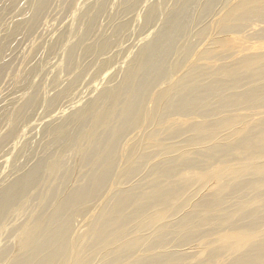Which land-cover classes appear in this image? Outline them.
Here are the masks:
<instances>
[{
  "label": "bare ground",
  "instance_id": "obj_1",
  "mask_svg": "<svg viewBox=\"0 0 264 264\" xmlns=\"http://www.w3.org/2000/svg\"><path fill=\"white\" fill-rule=\"evenodd\" d=\"M52 1L0 0L5 11L0 10V79L9 72L6 67L10 53L32 32H39L38 24ZM108 1L86 0L75 30L69 23L56 27L41 45L31 39L26 69L17 80L14 76L11 79L18 91H27L22 97L27 96L18 109L14 106L17 111L14 120L11 117L9 131L0 130L1 147L10 144L13 134L16 137L10 144L9 152L14 155L10 173L0 180V264H166L180 253L174 248L186 245L177 242L179 228L199 217L198 212L191 213L187 207L238 208L229 200L231 194L239 199L264 197V178H246L243 172L234 171L214 195L200 193L201 189L191 185L187 199L161 219L162 213L183 195L169 187L179 170L202 169L244 158L253 167L259 165L257 168L264 173V0H224L217 11L212 7L218 0H201L192 20L190 11L195 0H171L167 10L164 8L170 0H119L125 15L98 24ZM57 5L51 11L56 12ZM7 15L10 16L6 18ZM48 23L46 19L42 26ZM136 23L143 35L153 29L152 38L146 35L139 40L118 84L105 86L92 103L77 105L73 92L84 79L80 77L85 71L91 75L105 72L109 61L111 45L107 38L102 39L107 46H100L98 52L95 49L101 35L99 28L113 27V33L120 36L113 47L120 52L129 37V32L123 35L120 30L127 27L130 31ZM9 27L12 32L6 33ZM43 27L40 33L47 32ZM191 33L197 47L190 41ZM44 48L61 52L63 60L38 59L32 63ZM80 48L84 53L79 52ZM79 54L86 55L88 63L78 64ZM95 57H101L97 70L92 65L97 63L91 62ZM5 69L8 72L4 73ZM79 70L80 80L74 76L61 92L69 93L64 102L73 110L67 115L60 112L57 121L50 118L38 123L41 118L34 119L31 112L44 107L46 97L34 88L31 78L44 79L51 71V89L55 90L62 73ZM9 90V98H0V116L21 101L19 93L14 96V89ZM55 100L47 102V113L54 110ZM228 112L238 114L234 118L223 114ZM22 120L26 121L25 133L16 136L14 129L18 130ZM229 123L241 126L243 133L238 140L232 139L234 134L220 132ZM42 128V141L37 148H31L26 132ZM65 148L71 149L75 161L72 169L66 168L67 172L61 171ZM139 172L157 175L161 180L154 182L150 190L139 192L147 183L140 184L136 179ZM163 183L166 185L161 187ZM49 184L56 187L52 196L49 194L51 201L43 202L39 194ZM126 192L131 193L130 197L126 198ZM33 199H37L35 212ZM192 199L195 201L190 204ZM76 217L81 218L78 225H74ZM244 222L247 228L264 223V200L245 215ZM211 224L207 221L203 226ZM214 233L217 234L213 231L204 235ZM238 244L242 251L223 257L227 264H264V228L241 230Z\"/></svg>",
  "mask_w": 264,
  "mask_h": 264
},
{
  "label": "rangeland",
  "instance_id": "obj_2",
  "mask_svg": "<svg viewBox=\"0 0 264 264\" xmlns=\"http://www.w3.org/2000/svg\"><path fill=\"white\" fill-rule=\"evenodd\" d=\"M85 1L86 0H74V1L73 0H61V1H59V0H57V1L56 0H53L52 3H51V8H49L48 11H46L44 13V15L41 17L40 24H38V26H39V29H38L39 32L38 31L32 32L31 35H29L27 38L24 39L25 41L23 40L17 46V48H16L15 51H12L10 53V55H9V63L7 65V67H6V69H8L9 72H8V70L6 71V69H5L4 73H6V72H8V73L4 74L3 77L0 79V98H2V99L9 98L8 97V94H10V90L9 89H12V90L14 89L15 90V91L13 90V93H15L14 96H18L17 94L19 93V95L21 97V101L18 102L17 105L14 104L13 107L9 108L10 110H12L11 113L13 112L11 116H9L10 115L9 114L10 113V110L9 109H7L6 113L3 112V114L0 116V119H1V121H0V127H1V124L2 125L3 124H8V127H4L6 125H3L2 126V129L0 128V130H2V131H3L4 128H6V129H4V131L5 130L6 131L5 132L3 131L4 133L8 132L9 129H10V127H12L10 124H12V121L14 120V117H15V114H16V111H17L16 108L18 109V107L20 106V104H22L25 101L26 96H27V95H25V96L22 97V95L24 93H27V91H25V92L24 91H18L16 85L15 84L13 85V80H11V79H13L15 77V80H17L20 77V75L23 74L24 70L26 69V63L28 62L27 59H28V52H29L28 51V43H29V41L31 39H34V40L36 39L37 41L36 40L35 41H36L37 45H39V44L41 45V44H43L48 39V34L51 33V32H53V30L56 27L57 28L64 27L65 25H67L69 23L72 24V28L75 30L76 26L78 25V14H79L80 11H83ZM152 1H156L157 2L158 0H152ZM170 1L168 2L169 4L167 3V5L164 8V10L165 9L167 10V6L168 7H171V4H172V1L173 0L171 2ZM225 1L224 0H218V2H216V4H214V6H216V7L218 6V8L212 7V10L213 11L219 10L223 6V4L225 3ZM116 2L118 3V6H117V3ZM120 2L121 1H119V0H117V1L116 0H112V1L109 0L107 2V6H106L107 9L101 15L103 17L100 16V18L98 19L99 20L98 24H101V23L106 24V21H109L110 19H114V20L116 18L118 19L119 18V15H121L120 17H122V15L124 16L125 14H123L122 8H121V6L119 4ZM196 2H198V3L196 4ZM199 2H201V0H195V4H192L193 6H191V8H192L191 11H190V14H191L190 19L191 20L193 19V16H194V18L196 16V10L195 9H197V6L200 4ZM57 3H58V5H57ZM1 5H0V10H1L2 13H4L5 12L4 9H3L4 6H3L2 3H1ZM56 5L58 7L57 8V11L56 12L51 11L52 10V7H55ZM132 5H133V3H132ZM193 7H194V10H193ZM26 8L27 7L24 5V8L23 9L26 10ZM112 10L115 11V12H113ZM58 11H59V13H58ZM60 11H62L63 13L60 12ZM74 11H76V13ZM54 13L57 16H53ZM115 13L116 14L119 13V14L116 15ZM120 13H122V14H120ZM107 14L110 15L109 18H108V15ZM113 15L116 16V17H114ZM9 16L10 15H7L5 17L8 18ZM21 17L22 16H20V18ZM45 18L46 19H49V23L50 24L48 23L46 27H43L42 26L43 25L42 22H44L46 20ZM119 19H121V18H119ZM50 20L52 21V24H51ZM124 20L125 19H123L122 21H124ZM208 21H209V19L206 20V22H208ZM137 23H136V25H134V26L131 27V30L130 31L127 29V27L120 30V32L123 35H125L126 32H129V37H128V40H127L128 43L126 42L127 44H124L123 45V47L125 46V48L122 51H120V52H117L118 47H113V43H115V42L117 43L120 40V36H116V34L113 33V30H112L113 27L111 26L112 29L111 28L109 29L110 26H105V27L103 26V27H101L103 29L99 28V33L101 35L97 39V41L95 42L96 43L95 49L97 50V52L100 51V48L101 47L107 46L105 43H102V39L103 38H107V41L109 40V43L111 45V47L109 49V54L111 56L108 55L109 61H111V62H109L107 60L108 64L106 63L105 66H107L108 68L106 67V71L105 72L102 70V71H100L102 73H97L96 74L97 71H95V73L91 75V74L85 73L86 71L84 70L85 72L83 73V77H80V74H79V73H81L82 70L81 71L80 70L79 71H75L73 73L72 72H69L71 76L69 75L68 72H65L64 74L62 73L60 75V77H61L60 85L55 90L54 89H51L52 88V83L51 82L54 79L53 78V73L51 71L48 72V74L44 77V79H39V77H34V78L32 77L31 78V81L34 83L33 84L35 86L34 88L37 87L36 89L40 92L41 96L43 97V95H44L46 97V101L44 102V107L43 106H42V108H41V106L40 107H36V109L31 112V114L33 115L34 119L41 118V119L38 120V123H41V122H43L45 120H48L50 118H54L55 121H57L58 119L56 120V118L59 116V113L60 112L64 111L65 115H67V114H69L71 112V110H73L72 108H70L71 106H69V105L66 104L67 101L65 100V98H67L66 96H68L69 93H67L68 94L67 95L64 92L63 93H61V92L67 87L69 81H71V79H75V77L78 78V79H76V81L80 80L81 78H84L82 80V82L80 80V83L78 84L79 87L77 85V88H76L77 91L76 92H73L74 93V95H73L74 97L73 98H75V97L77 98V105H79V106L81 104H84L87 101H88L87 103H89V104L92 103L95 100V98H96L97 94L99 93V91L102 90L105 86L106 87L109 86L108 88H111V86H110L111 84L112 85L118 84V81L119 82L121 81L120 73H122V71L124 70V68H126L127 63L129 62V60L131 59V57L137 51V46L139 44V40L143 36H146V35H149V37H148L149 39H151L152 36H153V31H151L153 29L149 30L148 33L145 32L144 33L145 35H143L141 33V31H139L138 26H137ZM158 23L159 22H157V25H158ZM50 25H51V28H48V26L50 27ZM42 27L48 29L46 33H45V30L41 31V33H40V30H41ZM9 29H10V27H9ZM11 29L9 31H7L6 33H11L12 32ZM105 31L106 32L108 31L110 33H108V32L106 33ZM150 31L152 32V36H151V32ZM6 33H5V31H3L2 34H6ZM193 33L190 34L193 38L191 36L190 37L192 39L190 37L189 38H190V41H192V43L197 47L198 46V43L196 42V40H195V38L193 36L194 35ZM104 34H105V36H104ZM41 35H43V36H41ZM101 36H104V37H101ZM109 36H111V37H109ZM123 39H124V37H123ZM111 40H112V43H111ZM92 41L93 40H91V41L89 40V42H92ZM89 42H87V43H89ZM116 43L114 44V46L116 45ZM114 48L116 50H113ZM44 49H43V51L40 52L41 55H37L36 58H35V60H32V63H35L36 60H38V59H40L41 61H43L44 59H50V58H57V59H60V60L62 59L63 60V55L60 54L61 52L55 51L56 53H53V52H48L46 49L45 50ZM83 49L84 48H80L79 52H83ZM19 52L21 54H19ZM6 53L7 52H5V55H6ZM14 54H17V56L14 55ZM23 57L26 58V59L23 60ZM78 57H82V59L80 60V58H78ZM96 58L97 57H95L94 60L91 61V62H94V63H97L98 64V65L97 64H92L93 65V68L96 65L93 70H97L96 68H98L97 66H99V61L101 60V57H98L100 60L99 59L95 60ZM76 59L79 61L78 64H80L81 66H83L86 63H88L87 60H89V58L86 60V55L82 56L81 54H79L76 57ZM227 61H231V60L228 59ZM15 62L17 64H15ZM21 62H22V64H21ZM19 64H20V66H19ZM81 66H80V68L82 69ZM13 73H15V74H13ZM65 74H67V75H65ZM5 75H6V77H4ZM98 76H99V78H98ZM109 76H112V77H109ZM79 77H80V79H79ZM8 78L10 80H8ZM63 78H66V79H63ZM110 78L113 79V81ZM110 80H111L112 83L110 82ZM3 85H6V86H3ZM12 86H14V87H12ZM59 88H61V89H59ZM53 90H54V92H53ZM20 92H21V94H20ZM2 94L3 95L5 94V95L2 96ZM76 98H75V100H76ZM54 100H55V103H54L53 106H55V105L56 106H55L54 110L52 111L53 113L52 112L51 113H47V112H49V110L47 108L50 107L47 104V102L48 101L49 102L50 101L53 102ZM78 100H81V101H78ZM45 103H46V105H45ZM14 106L15 107L17 106V107L14 108ZM57 109H58V111H57ZM5 114L8 117H10V118L13 117V120H12V118L8 120V117L5 116ZM223 114L224 115L226 114L228 116H232V118H234V117H236V115L238 114V112H228V113H223ZM228 116H226V117H228ZM4 119H5V122L7 120L6 123L2 121ZM24 120L20 121L21 123L19 122L20 123L19 126L17 125L20 128V129L18 128L19 131L17 130V128L14 129V131L16 130V132H18L16 134V136L19 133H22V131H23V134L25 133L24 132L25 131V127L24 126H26V124H25L26 121H24ZM7 128H9V129H7ZM137 129H138L137 131H140L141 132V129H139V128H137ZM38 130H40V131L39 132H36ZM38 130H35L34 133L33 132L32 133L26 132V134H27V140H28L29 146L31 148H37V146L40 144V142L42 141V138L45 135V128L44 129L43 128L42 129H38ZM2 131H0V135H1L0 137L3 136V134H1V133H3ZM16 132H13V133H16ZM220 132H222L225 135H228L229 133L230 134H234L232 136V139L233 140H235V139L238 140L242 136V133H243L241 126H239L238 124H234V123L225 124L222 127V130ZM36 133H38V134H36ZM14 136H15V134H13V137ZM13 137H11V139L9 141L10 144H12L16 140V137L15 138H13ZM12 138L14 139L13 142H11L13 140ZM232 139L230 138V140H232ZM33 140H34V142H33ZM20 143H21V141H20ZM10 144H6V146H3V147H1V145H0V155H1L0 156V159H2V160H0V163L2 164V166L0 167V180H2L4 177H6L10 173L11 166H12V163L14 161V155L9 152V150H10ZM1 148H4V149H1ZM64 150H65L66 153L65 152L62 153V155L65 156V157H64L63 163L61 165V171H66L67 170L66 169L67 167H69L68 170H67V171H69L75 165L74 164L75 161H73L74 160V156H73V153H72L71 149H69V148L66 149L65 148ZM71 164H73V166ZM257 167H259V165L256 164L253 167V166L250 165V163H249L248 160H246L244 158L243 159L242 158H238L236 160L229 161V162H223V163H218L217 162V163H214V164L209 165V166H204V167H202V169H200V168H184L181 171L179 170L177 172V176L175 178H173V180L170 179V180H172L174 182L173 183L172 182H169V187H172L174 190L178 191L179 193H181L183 195L181 196V198L179 200L176 201V203H173L172 204V208H170V209H168V210H166V211H164L162 213L163 217H161V219L163 220L166 215L171 214L172 213V210L175 207H177L179 204H182L185 201V199H187L188 193H190V191H191V189H189L191 185H194V187H196L198 189H201L202 191H200V193H203L204 192V194L205 193L206 194L207 193H211V194L214 195L216 192H218L220 190V188L223 186L224 183H226L227 181L230 180L231 175H232V173L234 171L243 172L245 174L244 176L246 178L251 177V179L262 180L264 178V173H262L261 170L258 169ZM246 169H249L251 171L249 173H247V171H245ZM137 176L138 177H136V179L137 178L140 179V184H144V183L147 182L145 185L141 186V189L139 188V192H143V193L146 192V191H148V190H150L151 187L154 185V182H159V180H161V179H158L160 177H158L157 175H145L144 172H141V173L139 172V174ZM58 182H55L54 185H57ZM151 183H152V185H151ZM51 184H49L48 186H46V188L44 187V190L42 189L41 190V194H39V196L40 195L43 196V197L40 196L41 199L43 198L42 199L43 202H45L46 199H47V201L49 199L48 202L51 201L50 200V196H52V194L54 192V189L56 187L54 185L51 186ZM146 185H148V186L146 187ZM164 185H166V183H163L161 185V187H163ZM51 188H53V189L51 190ZM187 189H189V190L187 192H185ZM48 190L51 193H49ZM208 191H211V192H208ZM46 193H48V195ZM43 194L46 197H48V198H45V196ZM49 194H51V195L49 196ZM130 194H131L130 192H126V198L130 197ZM228 194H231V192L228 193ZM229 198H230L229 199L230 201L232 200L233 204H238L239 207L238 208H231V207L229 208V207H224V206H214V207L204 206V207H198V208H195V207L194 208H189V207H187V210H189L191 213L192 212L193 213L194 212H198L199 213V217H197L196 220H194L192 223H190L187 227H185V228L180 227L179 228L180 231H178L179 235L177 236V242L179 244L180 243L181 244L184 243L186 245H184L183 247L178 248V249H176V248L173 249V250L180 251V253L177 255V258L178 259L180 258V260H178L177 258H175L173 256L174 259L172 260V258H170L169 259L170 261H168L166 264H188V263L189 264H224V263L227 264V261L225 259L228 258V255L231 252H233V254H235V255H238L239 254V251L240 252L242 251L241 246L238 244V236H239V232L241 230H247L248 229L250 231H259L260 229L264 228V223H260V224L255 225V226L253 225V226H250L248 228L244 226L245 225V222H244L245 215L250 210H252L257 203L258 204L261 203V201L264 200V197L261 198V199H257V200L251 199V198H249L247 196L244 199H239L236 194L235 195L234 194H231L229 196ZM33 200H31V202H34V203H32V204L30 203L33 207L30 205V208L32 207L33 212H35V208L37 206V199H35L34 201ZM194 201H195V199H192V201H191L190 204H192ZM151 212L153 213V212H157V211L156 210H152ZM80 220H81L80 217H76L74 219V225H78L79 224L78 222H80ZM207 221H209V222L211 221L212 224L210 226H203L204 223H206ZM114 225H116V224H114ZM127 228L128 227H126V230H127ZM213 231H216L217 234L214 233L212 236H209V237H207L206 235H204V234H208V233L213 232ZM10 238L11 237H9V239ZM211 238L212 239L214 238L215 240H212ZM205 239H207V240H205ZM11 240L12 239H10V241ZM208 240H210V241H208ZM211 241H212V243H211ZM212 249H219L220 251L217 252V253H215V254H211L210 251ZM223 257H225V259Z\"/></svg>",
  "mask_w": 264,
  "mask_h": 264
}]
</instances>
